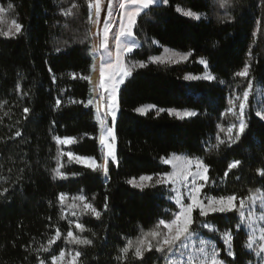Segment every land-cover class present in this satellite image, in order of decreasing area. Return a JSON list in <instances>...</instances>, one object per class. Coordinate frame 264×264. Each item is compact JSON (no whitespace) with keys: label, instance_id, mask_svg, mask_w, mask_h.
<instances>
[{"label":"trees","instance_id":"1","mask_svg":"<svg viewBox=\"0 0 264 264\" xmlns=\"http://www.w3.org/2000/svg\"><path fill=\"white\" fill-rule=\"evenodd\" d=\"M8 3L14 8L0 28L7 31L16 19L23 31L13 38L0 37V192L8 189L0 195V264H39L41 259L51 264V256L62 249L67 260L80 251L77 264H164L155 249L145 252L142 261L131 252L126 262L118 257L128 239L135 242L141 229L149 231L159 219H168L178 210L169 198L170 187L155 184L159 176L171 172L163 161L174 155L198 157L208 165L203 198L240 197L248 195L249 189L254 193L264 188V177L257 173L264 169V120L255 115L264 107V0H228L223 7L221 0H168L145 10L134 28L138 48L126 57V63L143 62L145 67L137 66L121 87L118 116L109 124L116 137L117 160L109 161L105 176L61 155L66 179H53L58 149L103 164L96 109L94 104L85 106L94 99V87L82 78L92 80L95 63L86 0H0L5 8ZM73 4L78 7L64 15ZM185 10L196 11L204 19L186 17ZM166 48L190 53L189 60L153 62ZM201 59L216 79L187 81L185 76L204 74ZM245 64L250 65L249 77H237ZM248 79H253V89L246 109L247 128L237 143L215 149L216 137L227 141L229 125L238 126L228 112L229 101L242 97ZM58 98L60 107H56ZM149 105L155 107L145 113L136 111ZM25 107L30 109L27 114ZM170 109L196 115L179 118L169 114ZM235 133L236 129L233 137ZM55 136L73 137L75 142L57 145ZM234 160L241 165L229 171L228 164ZM141 176L153 177L143 190L127 183L138 182ZM60 193L66 194L63 205ZM79 195L86 200L73 199ZM85 202L102 213L99 219L83 208ZM73 204L76 207H70ZM193 217L194 228L213 239L220 258L233 264L221 238L228 229L233 232L235 264H257L255 252L243 247L247 228L235 227L237 213L200 217L197 210ZM204 220L219 231L200 230ZM76 223L85 230L77 229ZM57 229L60 239L48 252L37 251L47 246ZM69 230L92 244L70 243Z\"/></svg>","mask_w":264,"mask_h":264},{"label":"snow or ice","instance_id":"2","mask_svg":"<svg viewBox=\"0 0 264 264\" xmlns=\"http://www.w3.org/2000/svg\"><path fill=\"white\" fill-rule=\"evenodd\" d=\"M228 0H221V7L227 4ZM167 4L168 0H107V14L103 20V31L101 43L98 48L93 49V51L106 50L109 47V35L111 32V26L113 25V16L115 15L116 8L119 9V30L114 33L115 40V57L114 59L106 58L101 56V63L99 67V85L100 89H103L108 95L105 97L103 92L101 93V101H106V111L103 116H100V108H97V118L101 125V133L99 136V143L104 149L102 153L103 164H97V161L93 157H86L75 155L72 151L61 152L58 149L57 157V167L53 169V179H66V173L61 171L62 165L59 163V156L66 155L69 161H75L79 164H84L93 171H102L105 176L108 174V163L109 161H116V150L115 144L113 143L116 139L114 130L112 127L107 126V117H111L112 123H115L116 113L118 111V91L119 86L125 83V80L132 76L134 69L138 67H145L143 62H135L128 64L125 62V55L131 53L133 49L137 47L136 40L134 38L133 28L136 26L137 17L141 15L145 10L150 9L152 6L158 4ZM88 8V20L94 25H100L101 23V13L102 0H86ZM78 7V5L73 4L71 8L65 10L64 15H71L72 9ZM14 6L12 3H8L5 8L0 5V22L4 21V16L13 10ZM177 11H182L177 9ZM183 15L186 17L201 19V14L193 10L183 11ZM23 31V25L18 23L16 19L11 21V25L8 27L7 31L0 28V37L13 38L21 34ZM94 35H100L99 32L93 33ZM131 38V41H128ZM190 55V53H189ZM112 53H108V57H111ZM154 62L158 61V58H152ZM180 59H187V56H180ZM178 62V61H177ZM201 64L207 67V61L201 59ZM94 67V66H93ZM237 77H249L250 75V65L245 64L241 71L235 73ZM75 78V74H73ZM85 80L91 82L90 76L82 77ZM186 80L196 79L197 77L185 76ZM207 80L216 79L212 75H207L203 77ZM55 79V78H54ZM19 89V85H17ZM253 89V79H248L247 88L243 90L242 97L237 96L235 100H230L228 112L233 114L239 121L237 124L233 123L227 128V141L221 139L219 136L216 137L217 143L212 147L219 149L221 145L237 143L241 135L245 132L247 128V123L245 120L246 109L249 107L250 93ZM26 95V93H25ZM262 96H264V91H262ZM236 101H239L238 111L236 110ZM75 103V101H73ZM83 103V102H81ZM93 104V99L87 101V105ZM61 100L58 98L56 100V107H60ZM3 107V104H0ZM154 105H149L147 108H153ZM138 113H144L145 108H137ZM159 111H164L160 109ZM169 114H175L181 116V113L176 112L173 109L168 110ZM25 114L30 112V109L25 107L23 109ZM7 115V113H5ZM196 115L195 112L185 111L182 117H190ZM255 115L261 120H264V107L255 112ZM181 117V118H182ZM27 118V116L25 117ZM236 129L235 136L233 137V130ZM221 132H224L223 127L220 128ZM16 137L21 136L20 131L15 132ZM57 145H71L75 142L73 137L60 136L54 137ZM165 164H171L173 171L164 175L159 176L155 180L157 185H172V192L174 195H170V199L174 200L175 205L179 206L178 210L171 214L170 218H161L158 220L154 228L145 232L141 229V235L137 237L135 242L128 239L126 244L120 249V256L118 259L126 262L129 257V253L134 259L142 261L144 259L145 252H150L153 249L160 254L163 259L164 264H229L225 259L220 258V252L209 236H204L203 233L197 228H194L196 220L193 217L194 211H199L200 217H208L210 214L214 213H237V223L236 228H247L245 232L246 242L243 247L249 251H254L255 255L258 257L257 264H264V188H257L255 192L249 189V194L246 196L238 197L236 194H230L227 196H205L201 198L202 189L205 184L209 182L208 178V165L204 163L200 158H187L174 156L173 158H165L163 161ZM193 165L195 170H193ZM241 165L240 160H234L228 164V170L236 169ZM259 176L264 177V169H257ZM73 175H76L75 173ZM228 172H225V176ZM151 176H141V183H137L135 179L127 181L133 187L143 190L146 185L144 181H152ZM187 191V196L185 197L184 191ZM8 189H4L0 192V195H4ZM65 193H60L59 200L61 205L65 200ZM74 200L85 201L86 197L79 195L73 197ZM107 196L105 197L104 210L108 208ZM188 202H185V201ZM205 200L207 201L205 203ZM239 201L237 204L236 201ZM70 207H76V205H70ZM83 208L88 210L97 219L100 218L101 212L98 211L91 203L85 202ZM259 213V214H257ZM76 215L75 212L72 213ZM259 225V227H258ZM76 228L81 232L85 230V226L82 223H76ZM198 228L200 230H207L209 233H217L219 229L208 222L207 220L202 221ZM257 232L259 236L257 237ZM61 237V232L59 229L56 230L55 235L47 241V246H41V249L37 251L48 252L51 245H53ZM70 243L76 245H91L92 240L74 235L71 230L67 232L66 239H69ZM221 238L226 247V254L228 257L232 258L233 264L237 259L236 253L233 251V232L231 230L225 229L221 233ZM195 241V243H193ZM256 244L257 247L254 249L253 245ZM70 255H72L70 253ZM82 255L80 251H75L72 255L71 260L68 264H77L78 258ZM65 251L62 249L59 255L51 256V264H61L64 260ZM39 264H45V260H39ZM247 264H252V261H248Z\"/></svg>","mask_w":264,"mask_h":264},{"label":"rangeland","instance_id":"3","mask_svg":"<svg viewBox=\"0 0 264 264\" xmlns=\"http://www.w3.org/2000/svg\"><path fill=\"white\" fill-rule=\"evenodd\" d=\"M162 4V3H161ZM159 5V4H158ZM102 9H103V11H102V13H101V23H100V25H94V24H92V32H91V39H92V47H93V45H94V43L95 42H98V46H99V44L101 43V38H102V31H103V20H104V17L106 16V14H107V12H106V10H107V0H102ZM143 13V12H142ZM141 13V14H142ZM139 17V16H138ZM138 17H137V19H138ZM202 19H204V17H202L201 16V19H199V20H202ZM118 24H119V9H118V6H117V8H116V12H115V15L113 16V25L111 26V32H110V35H109V47H108V49H106V50H100V53H99V58H100V61H101V56L103 55L104 57H106V58H111V59H114V57H115V52H116V47H115V40H114V33L115 32H118V30H119V27H118ZM135 28V27H134ZM134 28H133V33H134ZM97 32H99L100 33V35H94L93 33H97ZM135 38V37H134ZM128 41L130 42L131 41V38H128ZM137 43V42H136ZM138 48V43H137V47L135 48V49H133V51L134 50H136ZM132 51V52H133ZM109 52H111L112 53V56L111 57H108V53ZM131 52V53H132ZM92 53V52H91ZM130 53H128V54H126L125 55V57H124V59H125V62H126V57L129 55ZM180 56H187V59H180ZM94 57V59L96 60L97 59V57H95V56H93ZM155 58H158V61H157V63H171V64H179V63H185V62H187L188 60H189V55L188 54H184V53H179V52H177V51H174V50H171V49H164L163 50V53L160 55V56H157V57H155ZM152 61H153V59H152ZM178 61V62H177ZM154 62V61H153ZM199 64L201 65V66H203V68H204V70H205V72H204V74H202V75H200V76H193V77H197L196 79H188L187 81H189V82H194V81H212V80H207V79H204L203 77H205V76H207V75H211L210 74V71H209V68H208V65H207V67L204 65V64H201L200 63V61H199ZM95 71V70H94ZM188 76H192V75H188ZM127 80V79H126ZM126 80H125V82H126ZM92 82V81H91ZM125 84V83H124ZM124 84H122V85H120L119 86V91H120V89H121V87L124 85ZM93 85V84H92ZM94 87V86H93ZM99 87H98V92H97V96H99ZM102 90V92H103V94H104V96L106 97L107 95H108V93L107 92H105L103 89H101ZM119 91H118V96H119ZM94 97H95V94H94ZM103 103H104V105L102 106V109H103V111H104V113H105V111H106V101H103ZM94 104V103H93ZM94 106H95V104H94ZM95 109H97V107L95 106ZM146 109V111L145 112H147L148 110H150L149 108H145ZM176 111V110H175ZM118 112H119V106H118V111H117V113H116V119H117V116H118ZM144 112V113H145ZM176 112H179V113H181V116H177V115H175V114H172L173 116H176V117H179V118H181L182 117V114L185 112V111H176ZM190 117H192V116H190ZM182 118H188V117H182ZM98 120V119H97ZM110 121L112 122V120H111V117H107V126H109V124H110ZM116 121V120H115ZM101 126V125H100ZM101 133V132H100ZM114 144H115V150H116V143H115V141L113 142ZM101 146V145H100ZM101 148H102V146H101ZM103 149V148H102ZM103 151H104V149H103ZM174 156H179V157H187V156H185V155H174ZM174 156H172L171 158H173ZM187 158H189V157H187ZM79 164V163H78ZM80 165H83V166H86V165H84V164H80ZM167 165H169L170 166V168H171V172L173 171V168H172V165L171 164H167ZM193 170H195V168H194V165H193ZM137 183H141V181H138ZM145 185H148L149 183H150V181H144L143 182ZM168 187H170V189H171V192H172V185H167ZM204 189V188H203ZM203 189H202V192H203ZM172 194L174 195V193L172 192ZM184 195H185V197L187 196V191L185 190L184 191ZM201 198L203 199V196H202V193H201ZM173 202H174V200H173ZM185 202H188L187 200L185 201ZM207 201L205 200V203H206ZM175 203V202H174ZM177 206V205H176ZM179 206H177V208H178ZM258 227H259V225H258ZM259 236V233L257 232V237ZM193 243H195V241H193ZM257 247V245L256 244H254V248H256ZM70 260H67L65 257H64V260L61 262V264H68V262H69Z\"/></svg>","mask_w":264,"mask_h":264},{"label":"bare ground","instance_id":"4","mask_svg":"<svg viewBox=\"0 0 264 264\" xmlns=\"http://www.w3.org/2000/svg\"><path fill=\"white\" fill-rule=\"evenodd\" d=\"M95 48H98V42H95L93 47H92V55L97 57V59L95 60V63H94V75L92 77V84L94 86V94H95V97L93 99V103L95 104V106L98 108H100V116H103L104 115V111L102 109V106H103V103L100 99L99 96H97V92H98V85H99V67H100V58H99V53H100V50L98 51H93V49ZM97 109H96V118H97ZM98 119V118H97ZM99 121V120H98Z\"/></svg>","mask_w":264,"mask_h":264},{"label":"water","instance_id":"5","mask_svg":"<svg viewBox=\"0 0 264 264\" xmlns=\"http://www.w3.org/2000/svg\"><path fill=\"white\" fill-rule=\"evenodd\" d=\"M101 93H102V90L99 89V97L101 96ZM102 103H103V101H102ZM103 105H104V103H103Z\"/></svg>","mask_w":264,"mask_h":264}]
</instances>
